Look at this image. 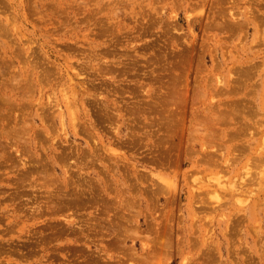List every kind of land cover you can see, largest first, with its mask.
Returning a JSON list of instances; mask_svg holds the SVG:
<instances>
[{"label":"rangeland","instance_id":"obj_1","mask_svg":"<svg viewBox=\"0 0 264 264\" xmlns=\"http://www.w3.org/2000/svg\"><path fill=\"white\" fill-rule=\"evenodd\" d=\"M99 262L264 264V0H0V264Z\"/></svg>","mask_w":264,"mask_h":264},{"label":"bare ground","instance_id":"obj_2","mask_svg":"<svg viewBox=\"0 0 264 264\" xmlns=\"http://www.w3.org/2000/svg\"><path fill=\"white\" fill-rule=\"evenodd\" d=\"M99 254H100V253H99ZM133 254H134V253H133ZM133 254H132V256H133ZM100 256H101V255H100ZM103 263H104V262H103ZM103 263H102V264H103ZM79 264H81V263H79ZM84 264H85V263H84ZM99 264H100V262H99Z\"/></svg>","mask_w":264,"mask_h":264}]
</instances>
